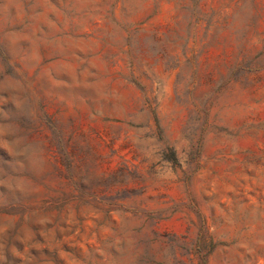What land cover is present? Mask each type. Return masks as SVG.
<instances>
[{
  "label": "rangeland",
  "instance_id": "374dc122",
  "mask_svg": "<svg viewBox=\"0 0 264 264\" xmlns=\"http://www.w3.org/2000/svg\"><path fill=\"white\" fill-rule=\"evenodd\" d=\"M0 264H264V0H0Z\"/></svg>",
  "mask_w": 264,
  "mask_h": 264
}]
</instances>
